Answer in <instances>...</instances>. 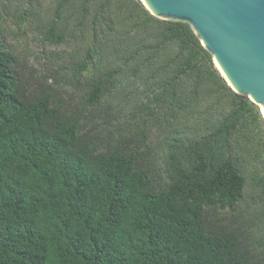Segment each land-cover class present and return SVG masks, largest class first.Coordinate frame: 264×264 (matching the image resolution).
<instances>
[{"label": "trees", "instance_id": "obj_1", "mask_svg": "<svg viewBox=\"0 0 264 264\" xmlns=\"http://www.w3.org/2000/svg\"><path fill=\"white\" fill-rule=\"evenodd\" d=\"M41 28L88 42L39 70L0 32V264H264L233 155L254 104L191 28L139 0H55ZM161 117L175 123L158 161L146 128Z\"/></svg>", "mask_w": 264, "mask_h": 264}, {"label": "rangeland", "instance_id": "obj_2", "mask_svg": "<svg viewBox=\"0 0 264 264\" xmlns=\"http://www.w3.org/2000/svg\"><path fill=\"white\" fill-rule=\"evenodd\" d=\"M54 4L55 0H0V32L3 43L7 49L19 57L26 58L39 70L58 57L66 59L70 54H80L88 42L86 38L78 36L68 40L67 44L55 46L44 39L41 25L48 18ZM212 63L218 75L222 77L213 60ZM223 80L227 85L226 80ZM211 81L208 86L216 95L215 103L221 104L223 112L228 111L231 105L230 97L222 92L216 79ZM136 88L143 90L142 86L133 89ZM165 113L160 112V116L165 117ZM162 117L150 120L146 128L151 133L150 146L156 150L158 161L163 157L162 143L170 132L165 131V128H169L172 122L175 123L169 119L165 124ZM214 117V120H221L223 114H216ZM233 142V155L241 159V171L245 177V188L238 209L243 211L245 216L255 214L261 218L255 231L256 239L258 238L257 241L262 243L264 249V194L261 195V191L257 189V181L261 179L264 192V115L258 105L254 104L252 111H247L244 115Z\"/></svg>", "mask_w": 264, "mask_h": 264}, {"label": "water", "instance_id": "obj_3", "mask_svg": "<svg viewBox=\"0 0 264 264\" xmlns=\"http://www.w3.org/2000/svg\"><path fill=\"white\" fill-rule=\"evenodd\" d=\"M155 18L188 25L238 95L264 114V0H139Z\"/></svg>", "mask_w": 264, "mask_h": 264}, {"label": "bare ground", "instance_id": "obj_4", "mask_svg": "<svg viewBox=\"0 0 264 264\" xmlns=\"http://www.w3.org/2000/svg\"><path fill=\"white\" fill-rule=\"evenodd\" d=\"M217 67V66H216ZM217 69H218V67H217ZM219 70V69H218ZM219 72H220V70H219ZM221 73V72H220ZM221 75H222V77L224 78V75L221 73ZM225 79V78H224ZM226 80V79H225ZM226 82H227V85L230 87V88H232L231 87V85L228 83V81L226 80ZM264 115V114H263Z\"/></svg>", "mask_w": 264, "mask_h": 264}]
</instances>
